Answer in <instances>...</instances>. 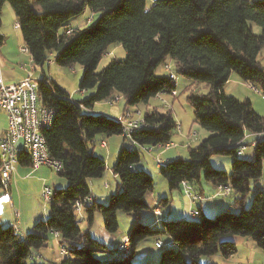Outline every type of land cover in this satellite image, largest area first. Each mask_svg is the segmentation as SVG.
<instances>
[{"label":"trees","instance_id":"obj_1","mask_svg":"<svg viewBox=\"0 0 264 264\" xmlns=\"http://www.w3.org/2000/svg\"><path fill=\"white\" fill-rule=\"evenodd\" d=\"M5 4L15 13L33 62L43 66L53 60L62 67L80 64L79 88L93 92L78 101L50 78L43 79L51 85L40 81L39 101L54 112L52 126L42 134L51 157L62 161L58 174L67 184L53 190L49 217L38 221L30 233L22 234L0 222V264H36L34 253L46 247L55 233L68 251L61 264H133L142 242L162 236L169 237L173 246L162 252L156 264H205L202 258L213 256L229 260L238 253L235 237L251 240L264 252V186L259 184L264 116L256 112L250 99L241 100L224 90L236 73L264 96V68L259 60L264 49V0H154L150 8L146 0H0V28ZM86 8L100 13L98 21L72 28L70 21ZM253 23L260 26L261 34L254 32ZM115 43L123 45L126 59H112L97 72L103 54ZM167 59L173 61L176 74L209 87L207 94L192 92L188 101L194 107L195 122L210 135L198 147L189 148L188 159L168 161L160 173L169 190L177 191L185 190V183L200 185L204 171L206 183L229 187L239 195L233 209L240 212L229 209L208 216L199 209L196 218H167L160 227L138 222L128 237L130 252L103 260L100 255L109 253V248L91 235L95 215L101 213L105 230L116 234L120 211L139 217L149 210L147 196L155 179L139 168L142 152L173 142L179 125L172 107L169 111L149 107L143 113L147 126L127 136L118 119L96 113L94 107L116 95L124 97L128 108L171 94L177 87L171 76L156 73ZM99 134L123 136L112 166L117 191L107 204L92 198L89 185V180L103 178L107 170L92 147ZM248 145H255L250 160L239 153ZM214 154L234 158L230 173L213 168L210 158ZM19 163L31 164L25 149ZM252 191L253 200L247 207ZM168 200L162 199L161 206ZM79 202L86 206V230L77 215Z\"/></svg>","mask_w":264,"mask_h":264},{"label":"rangeland","instance_id":"obj_2","mask_svg":"<svg viewBox=\"0 0 264 264\" xmlns=\"http://www.w3.org/2000/svg\"><path fill=\"white\" fill-rule=\"evenodd\" d=\"M154 0H146L147 8H150L153 5ZM100 18V13L92 12L90 8H86L84 13L80 15L77 18H73L71 24L76 27H86L92 23H96L98 19ZM3 24L6 27V29L9 31L11 29L12 31H15V24L16 21L9 15V12L6 10H3ZM253 29L254 32L257 34H261V28L257 24L253 23ZM26 54V53H25ZM127 57L126 50L124 49L123 45L120 43H115L110 45L105 53L103 54V57L98 65L97 72H101L110 62L112 59L117 60H125ZM53 59V56H52ZM259 60L264 65V49L261 52V55L259 57ZM166 64L170 65L171 71L165 70L164 65H161L156 73L157 75H169L171 76L172 73H176V67L171 59L166 60ZM49 66V67H48ZM45 69L47 70V73L52 76L56 84L66 90L72 99L78 100V101H84L88 99L93 90H87L82 91L79 86L80 82L83 76V69L80 64H74L70 67H62L57 65L53 60L52 63L49 61L45 64ZM50 69V70H49ZM178 74V73H177ZM235 77H237L236 73H233ZM36 76V74H35ZM178 83L176 87V96H172L171 94H162V102L161 99L158 97L153 98L151 100V106L157 107L160 111H169V109L172 107V114L174 115L178 125L181 126V131L179 132L177 130V133L174 137V142L177 145L176 147L170 148L168 150L164 149H158L155 150L153 153H149L146 150H143L142 152V158L141 162L143 163V167L146 168L147 171L151 172L152 176L155 179V192L161 196L163 194V191L167 189L166 191H169L167 182L165 178L161 175L160 171L161 168L156 166V157H161L158 155L159 151H164L162 159L167 158H189V148H184L183 144L179 140L181 137L188 138V132L189 130H194L198 132V137L196 140L192 143L191 149H194L200 145V143L207 138L210 133L203 128H201L196 122H195V113H194V107L192 104L188 101V97L193 92L194 94H207L209 92V87L204 83H198L194 82L193 80L189 78H185L178 74ZM37 78V77H36ZM229 84L226 87V94L235 96L241 100L244 99H250L253 103V107L256 110V112L262 116H264V96L260 91L255 90V86H247L245 82H242L244 86L240 87L237 84L236 78L231 77V80L229 79ZM117 96V95H116ZM163 96L165 98H163ZM255 102V104H254ZM163 103H167L169 107L164 106ZM126 107V102L124 97H121V99L117 102H114L113 104H110L107 101L98 102L94 107V112L99 114H106L114 119H119L124 114V109ZM140 109L139 111H142L143 113L146 110V104L141 103L139 104ZM137 110V108L135 109ZM129 112V111H128ZM130 112H136V111H130ZM138 113V112H137ZM250 141V140H249ZM185 142V141H184ZM105 143V145H103ZM123 141L122 136L120 135H114L111 137H108L105 134H99L95 137L93 140L92 147L94 149V154L96 156H99L102 158L106 164H107V170L105 172V175L101 179H93L89 180V185L92 189V192L98 196V200L100 202L107 204L109 201V197L111 194L116 193L117 191V179L114 178V174L112 171V166L115 164L119 152L122 148ZM255 148V145H248L246 147V150L242 154V158L244 159H252L253 157V150ZM179 154H182V157H177ZM234 158L232 156L227 155H220V154H214L210 158L211 165L216 170H224L227 172H231L232 170V162ZM17 174V173H16ZM15 174V176H16ZM47 174V181H44L43 179H34V178H27V183H24L21 185L20 188H16L15 185V178L12 180L10 190H12L11 195L13 199L16 200V204L20 205V207L16 206L14 207L13 204H8L7 198H3L0 200V208L3 209V216L8 217L14 215L17 211L22 214V220L23 222L28 219V221L32 218V216H41L46 215V213L49 215L51 213V203H47L42 198V187L45 184L52 185L56 189H60L62 187V184L65 182L64 178H62L56 171L46 169ZM205 172L203 171L201 173V184L205 187L206 192L205 195H210L211 190L208 189V186L210 184L206 183L204 180ZM261 186H264V162H263V175L262 179L259 183ZM108 185V187H105ZM190 185V184H189ZM194 187H197L199 184H193ZM252 187H254L253 183L251 184ZM1 187V186H0ZM167 187V188H166ZM12 188V189H11ZM221 191L218 192L219 196H221L222 201L234 202L235 195H237L235 192H232V194L229 197L225 198V195H229V193H225L224 190L219 188ZM254 189V188H253ZM170 192V191H169ZM5 193V191H3ZM171 193H177V191H171ZM171 193L168 194L169 198L171 199ZM216 192L214 191V194ZM195 194H198L195 192ZM203 199V194H200ZM165 196V195H164ZM254 196V192H250L247 196L246 206L249 207L252 203ZM165 198V197H164ZM194 201V199H192ZM196 202V201H194ZM22 204V205H21ZM153 208V210L151 209ZM150 210L145 211L143 216L137 217L134 214H129L123 211H120L118 213V222H119V229L116 235H122L123 233H129L131 232L132 228L138 223L143 222L146 217L150 218V220H158L162 219L166 216L163 211V207L161 204H157L155 207L151 206ZM12 209V212H11ZM84 209H81L80 212L77 211V215L79 216L81 228L83 230H86L88 225L85 222L84 216ZM159 210V213H157L156 210ZM234 210V213H239L240 211L238 209H231ZM156 211V212H155ZM192 212V211H191ZM190 212V215H191ZM194 214V213H192ZM195 215V214H194ZM152 216L153 218L149 217ZM198 215L192 216L197 217ZM216 216V215H213ZM21 217V215H20ZM182 217H178L176 214H173L170 219H178ZM160 221V220H159ZM95 226H98L99 224H102L104 226V219L101 213H97L95 215ZM143 224V223H142ZM147 224V223H146ZM145 224V225H146ZM162 224V223H161ZM9 225L10 222H9ZM23 225V223H22ZM12 226V225H11ZM16 230H21L19 227L16 228ZM163 237V236H162ZM162 237L160 239L162 240ZM125 238V237H124ZM122 240L125 241V240ZM55 243L54 245H47L42 250L35 252L33 255V258H36L35 260L36 264L41 263V260L43 261V258L48 259L45 261L47 264H61V261L64 259V256L68 253L67 249L62 245L60 238L55 237ZM168 240V238H163V240ZM170 240V239H169ZM249 241V240H248ZM251 241V240H250ZM120 243L116 249V254L118 255H126L128 252H130V246L126 247L123 252L119 250V247L123 244ZM157 242H162L160 240H156L154 238L148 239V241H145L143 244L144 246L150 247V250L152 252L154 251V258L155 261L152 260H146L145 262H150V264H156L159 262L160 256L164 250L168 248V244H165L163 247H158ZM251 243V242H248ZM157 247H156V246ZM141 247V246H140ZM138 249L137 255L134 257L135 259H132L133 264H139L138 257L140 248ZM239 252L231 258L232 264H264V252L260 250L259 248L255 247L254 249H247L243 247L242 245H238ZM120 251V252H119ZM115 254V255H116ZM160 255V256H159ZM159 256V258H158ZM153 258V256H152ZM158 258V259H157ZM222 258L220 256H213L211 258H202V261L205 264H224L221 260ZM42 264V263H41Z\"/></svg>","mask_w":264,"mask_h":264},{"label":"crops","instance_id":"obj_3","mask_svg":"<svg viewBox=\"0 0 264 264\" xmlns=\"http://www.w3.org/2000/svg\"><path fill=\"white\" fill-rule=\"evenodd\" d=\"M3 10H6L7 12H9V15H11V17L16 21L15 13H14L10 4H5ZM72 20L70 21V26L72 28H80V27L73 26L71 24ZM16 23H17V21H16ZM15 29H16L15 31H12L11 29H9V31H8L3 24V17H2V26L0 28V37H1L0 38V77L4 80V82L6 84H13V83H17V82L23 80L28 75V73L33 70L34 76L36 74L35 77H37L38 79L48 77L54 81L52 76H50V74L47 73V70L44 67L46 63L43 66L36 65L35 63L32 64L33 60L31 58V55L21 52V47L25 46L24 38H23V35H22L20 28L19 27L17 28L16 24H15ZM260 55H259V57H260ZM261 64H262V62H261ZM262 66L264 68L263 64H262ZM231 77H234V78H236V80H238L237 84H238L239 88L244 86L242 83L243 81L238 76L235 77V75L232 73ZM231 77H230V80H231ZM229 82L230 81H228L225 84L224 90H226V87L229 84ZM246 84L247 85H245L246 87H244V88H247V86L248 87L253 86L250 83H246ZM163 98H165V97L163 96ZM120 99H121V97H120ZM254 104H255V102H254ZM149 107H155V106H151V103L146 104V108H149ZM136 108H137V110H135ZM138 109H140L139 105L125 108L124 112L127 110L128 111H136V112L141 113L143 115V112L139 111ZM7 127H8V115L4 110L0 109V136L7 130ZM190 132H191V130H189V132H188V138H185V137L182 138L181 137L179 139L181 141V143L183 144L184 148H190L192 146V143L196 140V139L192 140L189 138ZM122 141H123V136H122ZM173 143H175L174 140H173ZM158 149H160V148L155 147V148H147L144 150H146L149 153H151V152L153 153L155 150H158ZM163 152H164L163 150L159 151L158 155L162 157L164 154ZM177 157H182V154H179V156H177ZM175 158L176 157L167 158V159H165V161L166 162L173 161V160H175ZM139 168L146 169L143 167L142 162L139 164ZM46 169H49V168L41 167L37 170H34L31 166V164L30 165H21L19 163V165L17 167V174L14 177L15 178V181H14L15 185L14 186H16L15 189L20 188L22 184L27 183V180H28L27 178H34V179H38V180L43 179L44 181H47L48 178H47V174H46ZM113 176H114V178H116L115 174ZM66 184L67 183L65 181L62 184L61 188L65 187ZM46 185H48V184H45L44 186H46ZM48 186H50L52 188V191L54 189H56L52 185H48ZM208 186H211V187H208V189L211 190V192H213V193H210V195H208V194L205 195L206 189L202 184L198 185V189H197V187H194L193 184H190V185L187 184V187H189V189L191 191H196L197 193L203 194V199L201 201H196V202L192 201V199L187 196L184 189L177 190V193H174V194L171 193L170 190H169L170 191L169 192V191H166L167 189H165V191H163V194H161V196H159L155 192V189H153V191L151 193H149L147 196V201H148L149 207L150 208H151V206L155 207L157 204H160L162 199H164V197L168 198L169 200L167 202H164L165 204L162 202L163 211H164V214H166V216L163 217L162 220L161 219L150 220V218L146 217V219L143 221V223H147L152 227H160V226H162V224H161L162 221L164 219L171 218V216L173 214H176L178 217H182V218H196V217L190 216L191 211H194V210L198 211L199 209H201L202 212L205 213L206 215L213 216V215H216V214H218L224 210H229V209L234 208L233 202L228 203V200L227 201L221 200V196H219V194H218V192L221 191L219 189V187H216L212 184H210ZM43 187H42V189H43ZM105 187H108V185H106ZM214 191L216 192L215 194H214ZM9 193H10V195H13L12 190H10ZM169 193H171V196H170L171 199L168 196ZM92 194H93L92 198L98 200V196H96V194H94L93 192H92ZM231 194H232V192H230L229 195H225V198L229 197ZM238 196L239 195H235V198H237ZM3 198H7V196L5 195V193H3V189L0 188V200ZM235 198H234V200H235ZM7 200H8V198H7ZM89 201H90V199H89ZM98 201H100V200H98ZM11 203L13 204L14 207H16V206L20 207V205L16 204V200L13 199V197H12L11 201L8 200V204H11ZM150 208H149V210H150ZM151 209L153 210V208H151ZM11 212H12V209H11ZM17 212H19V211H17ZM3 213H4L3 209L0 208V222L4 226H8L10 221L15 220V214L14 215L11 214V216L5 217V216H3ZM19 214H20V212H19ZM143 214H145V213H143ZM143 214L141 216H143ZM20 215H21V217L19 216V219H18L19 223H20V229H21L22 234L26 235L33 230L35 224L38 221L47 219L49 217V212H48V214L46 213V215L32 216V218L29 221H28V219H26L24 222L22 220V214H20ZM149 217L153 218L152 216H149ZM84 219L86 222V216H84ZM22 223H23V225H22ZM116 234L108 233L105 230V227L102 226V224H99L98 226H95V223L93 224V226L91 228V235L94 238H96L97 240H99L100 242L106 244V246L109 248V253L100 255V257L103 260L111 259L114 257L118 245L122 242L124 237H125L124 240L129 237L130 232L129 233H123L122 235H119V236ZM55 237H56L55 234H51V240L49 241V244H47L48 246L54 245L55 240H56ZM163 238H168V237H162V240L160 239V241H162V243L164 245L168 244L169 246H173L172 242L169 239L163 240ZM235 240L238 243V245H242L243 247H245L247 249L252 250L256 247L255 244L252 241H250L249 239H243L240 237H235ZM146 241H148V240H146ZM144 242H142L138 246V248L136 249V253H135L134 257L137 255L138 249L141 246L138 260L139 261L152 260L154 262L155 261V258H154L155 253H154V251L152 252V250H150V247L144 246V244H143ZM248 242H251V243H248ZM238 252H239V250H238ZM152 256H153V258H152ZM159 256H158V258H159ZM47 260L48 259L43 258V261L41 260V263L47 264V263H45V261H47ZM221 260H223L222 262H224V264H232V263H230L231 259H229V260L221 259ZM41 263H39V264H41ZM235 264H237V263H235Z\"/></svg>","mask_w":264,"mask_h":264},{"label":"built area","instance_id":"obj_4","mask_svg":"<svg viewBox=\"0 0 264 264\" xmlns=\"http://www.w3.org/2000/svg\"><path fill=\"white\" fill-rule=\"evenodd\" d=\"M16 27H19L18 22ZM22 53H29L26 46L21 47ZM52 62V60L50 61ZM34 64V62H32ZM165 70L171 71L170 65H165ZM171 78L177 85L178 75L176 73L171 74ZM43 78H36L34 76L33 70L28 73V75L21 81L13 84H6L4 80L0 77V109L4 110L8 115V127L7 130L0 136V180H5V187H0L5 191L7 198L12 199L9 191L12 180L17 173V167L19 165V156L22 149H25L31 159V166L34 170L41 167H47L57 173L62 170V161L51 157L46 139L42 134L44 129H40L41 121H48L49 113L51 109L43 106L39 101L38 88L39 83ZM44 82L47 85H51L50 80L46 79ZM257 91L258 89L255 88ZM172 96H176V90L171 92ZM162 102V94L158 96ZM120 96L108 100L110 104L118 102ZM164 106L169 107L167 103H163ZM124 124H126V132L124 135L128 136V129L133 128L136 124H146L144 115H137V112L125 111L123 116L120 117ZM178 131H181V126L179 125ZM198 137V132L191 130L189 138L194 140ZM105 145V143H103ZM177 145L173 142L159 145L158 148L168 150L170 148L176 147ZM246 147H242L240 154H243ZM156 165L162 167L166 165V161L160 157H156ZM185 192L187 196L194 201H200L202 199L201 195L195 194L191 191L187 184H184ZM225 193H229L231 189L229 187L221 188ZM52 188L48 185L44 186L42 189V198L45 202L50 203L52 200ZM91 202V198H90ZM83 202L77 204V211L80 212L83 209ZM159 213V210H156ZM155 211V212H156ZM198 215L196 210L191 212L190 216ZM19 212L15 213V220L10 221L17 224L20 228L19 223ZM58 236L57 233H55ZM123 244L119 247V250L123 252L126 248ZM163 243L157 242L158 247H161ZM119 251V252H120Z\"/></svg>","mask_w":264,"mask_h":264},{"label":"bare ground","instance_id":"obj_5","mask_svg":"<svg viewBox=\"0 0 264 264\" xmlns=\"http://www.w3.org/2000/svg\"><path fill=\"white\" fill-rule=\"evenodd\" d=\"M26 54H30V53H26ZM130 112V111H129ZM137 115H142L141 113H137ZM53 118H54V112L53 111H50V113H49V119H48V121H41L40 122V129H48V128H50L51 126H52V124H53ZM118 121H120L121 123H122V125H123V127H124V131L126 132V124H124V122L121 120V119H118ZM149 125V124H148ZM147 126V124H136V126H133V128H129L128 129V134L130 135V133L132 132V131H135V130H138V129H141V128H143V127H146ZM149 128V127H148ZM0 185H1V187H5V180H0ZM52 195H53V191H52ZM9 201H11V199L9 198ZM10 224L13 226V228H17V224L16 223H14V222H10ZM16 231H18V230H16ZM18 232H21V230H19ZM124 245L126 246V247H128L129 246V240L128 239H126L125 241H124ZM163 246V244L161 245V247ZM118 255V254H117ZM118 257V256H117Z\"/></svg>","mask_w":264,"mask_h":264}]
</instances>
